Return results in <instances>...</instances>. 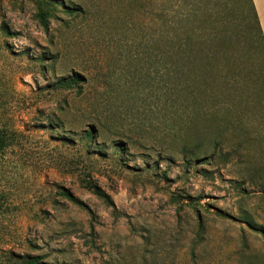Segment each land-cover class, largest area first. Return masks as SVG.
<instances>
[{"label":"rangeland","instance_id":"rangeland-1","mask_svg":"<svg viewBox=\"0 0 264 264\" xmlns=\"http://www.w3.org/2000/svg\"><path fill=\"white\" fill-rule=\"evenodd\" d=\"M52 1L47 31L38 0H0V264H237L244 248L240 264H264V53L247 1ZM168 18L196 51L210 42L189 112L168 100Z\"/></svg>","mask_w":264,"mask_h":264},{"label":"trees","instance_id":"trees-1","mask_svg":"<svg viewBox=\"0 0 264 264\" xmlns=\"http://www.w3.org/2000/svg\"><path fill=\"white\" fill-rule=\"evenodd\" d=\"M249 6L250 12V21L253 29L255 31V36L259 42V46H261L263 53H264V35L260 25V20L253 3V0H246ZM56 4L52 0H38V12L36 14L37 19L39 20L40 24L48 31V22L50 17L53 16L54 11L56 10ZM79 12V9H68L69 14L75 15ZM195 16L194 13H188L187 17L182 18V23L187 24L191 17ZM213 17V16H212ZM218 18L214 15L212 21V28L216 30L218 28ZM216 25V26H215ZM188 32H191L187 30ZM177 29L175 27L174 19H167L164 25V31L162 40L157 42V49H161L160 54L161 62L163 68H165V81L166 86L168 87V100L173 99L174 94L180 95L177 102H171V105H175L178 103V108H183L185 112H189L192 110L191 108V100L193 98L192 91H191V82L193 79H197V74L202 77L203 71L202 68L198 65L195 68L196 60L198 61L197 57L201 54L209 55L210 49V42L209 39L207 41V48L208 51H205L206 43L201 41L198 43L197 51L193 46V39L188 36L185 39H181L177 37ZM211 50V49H210ZM158 59L157 56H155ZM211 57H207L209 60ZM200 62V61H199ZM196 74V75H195ZM82 81V77L79 74H74L67 79L60 81V84L65 88H72L74 86H80ZM80 93V92H79ZM200 103V108H201ZM203 111V109H202ZM200 114H202L200 112ZM83 138L86 140L88 146L95 142V130L93 128H89L83 134ZM7 144L6 136L0 131V149L4 148ZM88 147V149H89ZM183 151L188 154H193L187 144H183ZM202 147V144L195 146V149L198 151ZM116 148L123 150L119 145L116 143ZM91 150V149H89ZM194 157V156H193ZM89 188L100 198L104 199L110 206H113L112 201H110L109 197L96 185L89 184ZM64 196L69 199L71 202L75 203L76 205L80 206L81 208H85L84 204L79 201L77 198L72 196L70 193H64ZM200 228H202V223L200 221ZM252 227V226H251ZM253 228V227H252ZM258 231V230H256ZM264 234V231H262ZM246 249H240L236 253V261L237 264H240L243 261L245 256ZM23 264H51L46 261H43L40 257H28Z\"/></svg>","mask_w":264,"mask_h":264},{"label":"crops","instance_id":"crops-1","mask_svg":"<svg viewBox=\"0 0 264 264\" xmlns=\"http://www.w3.org/2000/svg\"><path fill=\"white\" fill-rule=\"evenodd\" d=\"M264 35V0H253Z\"/></svg>","mask_w":264,"mask_h":264}]
</instances>
